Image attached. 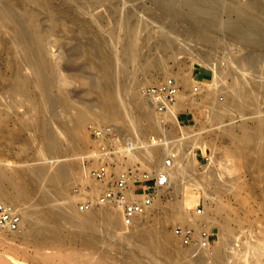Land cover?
<instances>
[{"label":"bare ground","instance_id":"obj_1","mask_svg":"<svg viewBox=\"0 0 264 264\" xmlns=\"http://www.w3.org/2000/svg\"><path fill=\"white\" fill-rule=\"evenodd\" d=\"M127 1L0 0V118L10 116L33 120L34 137L44 150L55 153L61 152L60 140H69L75 135L94 116L92 113L113 123L114 127L116 122L131 125L137 133L142 132L144 120V129L148 132L138 134L139 142H128L127 148L115 152L110 158L114 161L118 157L126 164L122 168L118 166L120 169H129L127 165L139 160L157 165L156 169L131 170L130 191L133 197L140 196L133 193L137 178L151 173L158 176L164 171L169 175L167 184L159 186L154 202L135 216V225L127 226L122 220L123 206L119 211L115 209V199L99 200L106 188L97 195V204L80 211L71 210L70 203L60 201L66 186L81 176L72 161L54 160L52 164H38L14 172L0 168V199L11 202L23 218L20 229L0 231V240L16 242L15 237L21 233L26 238L38 236L45 240L58 234L60 222L70 220L74 231L89 244L99 242L106 230L119 232L124 237L133 236L148 250L160 249L168 258H176L177 264H202L209 258L214 264H229L228 254L219 248L227 244L232 212L221 214L217 219L207 206L202 213L194 211L192 218L195 223L190 225H205L208 230L218 227L217 243L207 247L187 245L182 248L175 241L180 237L169 235L164 227L182 217L185 209L177 198L167 204L161 201V192L170 184L181 190L187 180L196 177L197 173L191 171L195 148L199 145L205 148L217 138L218 133L198 134L186 140L178 136L170 143L166 136L157 139L149 130H160L161 134L167 135L168 122L179 130L183 129L178 114L187 106L201 110L207 122H217L230 107L240 110L248 104L253 105L252 111L260 112L254 119L255 125L250 126L247 122L238 126L225 125L219 132L235 142L246 155L250 168L256 171L264 204V76L256 64L259 51L264 50V0H156L165 16L171 15L190 24L188 28L192 30L187 28L186 33H193L196 29L204 37L203 44L209 49L200 48L196 53L186 41L191 34L187 36L170 29L163 22L151 27L150 21H146V17H137L132 8L123 10L122 5ZM233 12L237 17L232 15ZM224 27L230 30L239 44L235 48L228 45L226 58L232 64L219 68L211 61L209 53L210 46L217 47L221 40L208 32L209 28ZM54 41L62 43L59 48L61 56L75 59L82 55L90 61V68L83 67L78 74L88 85L87 91L98 95L89 98L82 106L75 104V113L71 111L74 106L71 90L65 88L53 92L61 66L60 62L49 58L47 51V45ZM153 48L155 52H151ZM166 54L173 57L190 55L202 71L213 73L211 82L187 78L181 68L176 72L169 71L163 64ZM147 64L154 65L164 79L155 83L144 80V86L133 90L134 73ZM170 76L181 80L179 82ZM154 84H164L173 89L174 98L165 110H160L144 90ZM220 90L224 91V99L215 97ZM93 106L99 109L91 113ZM165 148L166 153L174 155L170 165L167 158L163 159L164 152H160ZM212 159L216 158L213 156ZM114 170L110 163L109 172ZM206 170L209 177L206 174L199 177L212 180L217 191L233 185L234 181L217 183L218 179L216 181L214 177L215 183L214 174H211L215 170L212 169L211 173ZM86 179L94 187L104 183L92 174H86ZM215 201L210 208L220 213L224 205L220 199ZM246 217L250 220L249 213ZM242 250L236 263L264 264V238L255 244L247 243ZM90 263L99 264L98 258L94 257Z\"/></svg>","mask_w":264,"mask_h":264},{"label":"rangeland","instance_id":"obj_2","mask_svg":"<svg viewBox=\"0 0 264 264\" xmlns=\"http://www.w3.org/2000/svg\"><path fill=\"white\" fill-rule=\"evenodd\" d=\"M122 6L123 10L126 7L132 8L135 15L139 16V18L140 16L143 17L142 19L147 18L146 21H150L151 27L159 26L163 22L170 29L172 28L182 33H186L185 31L189 27V23L184 20L178 21V18L167 14L165 16L163 10L157 6L156 0H128ZM244 6L247 5L244 4ZM163 15L165 17H162ZM232 15L237 17L236 12H233ZM154 21L157 22L154 23ZM229 31L227 27L222 29L209 28L208 33L212 37L221 40L217 47H213L211 44V52L209 53V55L211 54V61L215 62L219 68L232 64L230 59L226 58L228 45L231 44L229 46L235 48L239 44ZM199 33V31L193 29V33H190L191 36L188 37L192 38H186V41L191 44L194 53L200 51V48L209 49L208 45L203 44L204 37ZM186 34L187 36L190 35L189 33ZM61 46V41H54L47 45L49 58L54 62L61 63L53 92L57 93L65 88L71 90V100L73 99L74 105L71 111L75 113L77 109L75 104L82 106L89 98L97 97L98 94L87 91L88 85L83 83L78 74L83 67L90 68L89 59L82 55L75 59L68 55L61 56L59 49ZM151 52H155V49H151ZM259 53L256 64L264 76V50H260ZM191 58L188 54H182L179 57L166 54L163 58V64L169 71L173 72L181 68L187 78L192 77L195 80H203L206 83L211 82L213 73L211 71H202L199 64L197 62L194 64ZM150 72L154 73V75H151L152 73ZM134 78L136 80L133 90L144 86V80L149 79L152 80L151 83H155L164 79L163 75L157 73L154 65L150 64L138 69L134 73ZM169 78L179 82L181 80L176 79L174 76ZM183 88L181 86V89ZM224 95V91L220 90L215 97L224 99L226 97ZM252 106L248 104L240 110L235 106L230 107L228 112H225L217 122H207L201 110L199 112L194 106H187L185 110L178 114L181 128L183 129L179 130L178 127L176 128L175 125L168 122L166 123L169 130L167 135L161 134L160 130H149V133H152L157 139L160 136H166V140L170 143L176 141L179 138L178 136L186 140L198 134L206 136L209 133H218L217 138L213 140L214 142H210L205 148L200 145L196 146V153L193 156V167H191L193 174L197 173L196 177H191L190 180H187L181 190H176L170 184L166 190L161 192V201L167 204L177 198L181 202V207L185 209L182 217L167 223L164 227L166 233L172 236H175L174 228L176 225L195 223L192 216L198 208L204 210L207 206L210 209V214L216 216L217 219L221 218V214L227 215V212H232L229 220L230 232L227 235V244L219 248L228 254L229 264H238L236 260L239 254H242L241 251H243L242 249L247 243L255 244L258 239L264 238V204L257 184L256 171L250 168L246 155L240 148L236 147L235 142L220 133L221 128L225 125L231 126L235 124L238 126L244 122H247L250 126L255 125L254 119L260 112L252 111ZM98 109V106H93L90 112H96ZM92 114L94 116L89 118L75 135L70 136L69 140H60L61 152L58 153L47 152L38 143L33 135L35 131L31 124L33 120L28 119V121H25L10 116L0 118V168L14 172L38 164H52L54 160L72 161L80 171L81 176L66 186L60 201L70 203L71 210L75 208V210L79 211L87 206L97 204L99 202L97 195L107 186L112 185L118 170H121L120 168L126 164L122 163L118 157H115L114 161L110 159L109 162L115 170L110 173V178L108 177V179L104 180V183L94 187L86 179V174L90 175V170L103 161L94 152H114L115 154V152L127 148L128 142H139V135L142 132L146 134L148 131L144 129V120L141 123L142 132L137 133L131 125L125 126L116 122V127H114L113 123L103 121L99 116L96 117L94 113ZM173 150L170 149V151ZM160 152H164L163 159L172 155L171 152L166 153V148L160 150ZM213 156L217 159H215L216 162L212 159ZM210 157L211 159H209ZM118 166L121 167L119 168ZM127 168L139 172L142 169H156L157 165L149 164L145 160H139L134 164L127 165ZM211 168L215 170L212 173ZM206 169H209L208 171L211 174L217 175H213L215 183L218 179L217 183L220 181L225 184V182L234 181L233 185H228L225 189L217 191L212 180L199 177L201 174L207 175ZM150 176L155 177L156 175L151 173ZM144 184V181H138L137 188ZM213 197L218 198L215 199ZM219 199L223 203L224 209L220 213H215L210 207L216 203L215 200ZM120 207L122 205L120 206V204L115 202V209L120 211ZM121 213L122 220L125 223L124 211H121ZM248 213L250 214V220L246 217ZM135 223L133 220L125 224L133 226ZM59 224L58 234L45 240H41L38 236L26 238L23 233L15 237L16 242L0 240V264H92L90 261L94 257L98 258L99 264H177L178 261L176 258H168L160 249L148 250L144 246L139 245V241L133 236L124 237L119 232L110 233L105 230L99 242L89 244L85 242L80 234L74 231L73 223L70 220H64ZM218 231V227L212 228L213 238L215 239L212 245L217 243ZM175 241L182 248L188 247L182 243L180 238H175ZM236 256L237 258H235ZM202 264H214V262L212 258L211 260L209 258Z\"/></svg>","mask_w":264,"mask_h":264},{"label":"built area","instance_id":"obj_3","mask_svg":"<svg viewBox=\"0 0 264 264\" xmlns=\"http://www.w3.org/2000/svg\"><path fill=\"white\" fill-rule=\"evenodd\" d=\"M148 98L157 103L158 108L165 110L168 108L169 102L174 98L173 89H170L164 84H154L145 87ZM96 156L103 161L90 170L96 179L106 180L110 175L109 160L114 152H94ZM174 155H169L167 164H171ZM131 170L121 169L115 176V181L112 185L106 187L99 200L103 201L109 198L115 199V202L123 206L124 221L130 223L135 216L143 212L151 205L157 197L159 186H164L168 182L169 175L167 172L160 173L158 176L147 175L143 178L134 180L135 186L131 194ZM144 181L145 184L137 188V182ZM198 212L202 213V208H198ZM22 213L11 203L0 199V231L5 229L18 230L22 223ZM174 232L180 237L182 243L188 246L207 247L214 243L212 229L208 230L205 225L194 226L190 224H178L174 228Z\"/></svg>","mask_w":264,"mask_h":264}]
</instances>
